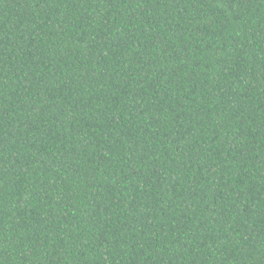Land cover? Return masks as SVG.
I'll return each instance as SVG.
<instances>
[{
    "label": "trees",
    "instance_id": "16d2710c",
    "mask_svg": "<svg viewBox=\"0 0 264 264\" xmlns=\"http://www.w3.org/2000/svg\"><path fill=\"white\" fill-rule=\"evenodd\" d=\"M0 264H264V0H0Z\"/></svg>",
    "mask_w": 264,
    "mask_h": 264
}]
</instances>
